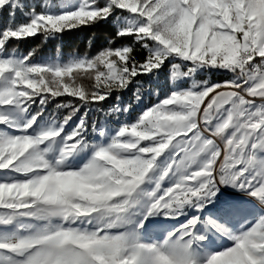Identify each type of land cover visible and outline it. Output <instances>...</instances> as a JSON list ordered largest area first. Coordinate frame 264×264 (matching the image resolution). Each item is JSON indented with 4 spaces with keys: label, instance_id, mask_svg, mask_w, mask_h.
Segmentation results:
<instances>
[{
    "label": "snow or ice",
    "instance_id": "6c2138e0",
    "mask_svg": "<svg viewBox=\"0 0 264 264\" xmlns=\"http://www.w3.org/2000/svg\"><path fill=\"white\" fill-rule=\"evenodd\" d=\"M113 17L142 60L12 47ZM0 264H264V0H0Z\"/></svg>",
    "mask_w": 264,
    "mask_h": 264
},
{
    "label": "trees",
    "instance_id": "16d2710c",
    "mask_svg": "<svg viewBox=\"0 0 264 264\" xmlns=\"http://www.w3.org/2000/svg\"><path fill=\"white\" fill-rule=\"evenodd\" d=\"M117 28L109 20L108 22H97L89 26H80L79 28L73 29L71 31H66L63 34L58 35L55 39H49L45 41L42 36L37 35L35 37H30L21 41L18 45H13L12 47H17L19 52L22 54H27L29 51H34V56L37 60L40 58H48L55 60L57 57L67 61L72 56H95L99 51L104 48H116L122 45H129L134 48L133 55L136 57L137 61L142 60L146 55L145 50L135 43L134 37L120 38L115 35ZM216 79L223 80L224 77L221 74H217ZM139 80L144 84V95H143V105H150V103H155L157 99V92H160L161 98L164 95L166 85L163 78H161L157 84L153 80L146 76L139 77ZM79 82V83H78ZM78 84H83L87 86L89 81L86 79L78 80ZM159 85V86H158ZM123 92L121 99L124 103H129L132 101V91ZM119 93H114L111 98L106 102H100L92 105L94 109L90 113V123L92 120H104L105 115L102 111H96L103 107L106 111L115 103V97ZM69 100L76 102L78 98H73L70 96H62L55 98V102H50L46 106L45 116L52 113H57L61 118L68 113V109L57 110L56 105L59 103H67ZM139 109H136L130 119H134L137 115ZM112 119H115L114 117ZM121 120L125 117L121 116ZM115 126V125H114Z\"/></svg>",
    "mask_w": 264,
    "mask_h": 264
},
{
    "label": "rangeland",
    "instance_id": "374dc122",
    "mask_svg": "<svg viewBox=\"0 0 264 264\" xmlns=\"http://www.w3.org/2000/svg\"><path fill=\"white\" fill-rule=\"evenodd\" d=\"M57 2H64V0H57ZM112 24L116 27V24L114 23L115 21V17H113L111 20ZM117 28V27H116ZM217 74H221L224 79L226 78H230L228 76H226L225 74L223 73H219V72H215V71H206L204 72L202 75H198L196 77L197 80H204V79H208V80H211L212 82H217L218 80L216 79V75ZM73 75H75V72L73 73ZM78 80H82V79H78ZM78 82V81H77ZM79 83V82H78ZM256 102L257 103H260L259 99L257 98L256 99ZM130 119V118H129ZM131 120V119H130ZM114 126V125H113ZM217 143L220 144L221 142L219 140H217ZM81 163H83V161H80ZM167 186V185H165ZM157 219H160V218H157ZM167 227V225L165 224H157L153 227V230H152V234H151V238L152 239H163L164 235L166 234V232L164 231V229Z\"/></svg>",
    "mask_w": 264,
    "mask_h": 264
}]
</instances>
